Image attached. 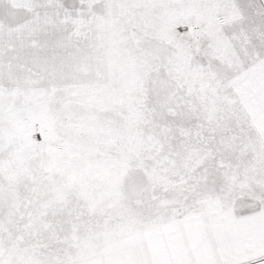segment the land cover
<instances>
[{
	"label": "snow or ice",
	"instance_id": "obj_1",
	"mask_svg": "<svg viewBox=\"0 0 264 264\" xmlns=\"http://www.w3.org/2000/svg\"><path fill=\"white\" fill-rule=\"evenodd\" d=\"M0 264H264V0H0Z\"/></svg>",
	"mask_w": 264,
	"mask_h": 264
}]
</instances>
